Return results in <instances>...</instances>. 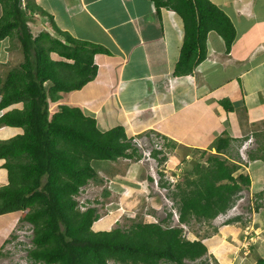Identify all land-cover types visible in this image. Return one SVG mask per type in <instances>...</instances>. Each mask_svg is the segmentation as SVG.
I'll return each instance as SVG.
<instances>
[{"label": "trees", "instance_id": "16d2710c", "mask_svg": "<svg viewBox=\"0 0 264 264\" xmlns=\"http://www.w3.org/2000/svg\"><path fill=\"white\" fill-rule=\"evenodd\" d=\"M23 1L0 0L4 11L0 40L15 31L24 57L0 78V110L19 105L0 116V125L23 129L10 139L0 140V158L6 159L8 172L7 184L0 187V215L29 209L24 217L34 232L29 258L53 264H110L111 260L121 264H189L205 256L207 244L187 239L181 226H171V213L160 222L143 219L129 227L96 230L94 224L101 218L98 208H79L75 196L81 188L91 179L103 180L93 160L115 161L140 154L122 125L103 131L93 115L67 104H61L51 115L50 101L59 100L61 91L81 89L93 80L98 70L95 53L107 49L94 44L89 47L88 42L59 29L53 16L34 1H25V6ZM153 1L158 8L174 9L184 21L177 74L193 72L206 58L211 30L223 37L227 50L231 49L235 26L212 0ZM37 11L47 16L67 43L45 30L33 34L29 22ZM51 52L73 63L53 60ZM230 143V137L219 136L211 145L217 153L208 155L207 162L200 159L181 175L184 180H179L173 192L181 223L216 218L232 206L244 186H250L248 174L235 175L241 165L222 156ZM255 264H264V257L259 256Z\"/></svg>", "mask_w": 264, "mask_h": 264}, {"label": "crops", "instance_id": "0c3cea01", "mask_svg": "<svg viewBox=\"0 0 264 264\" xmlns=\"http://www.w3.org/2000/svg\"><path fill=\"white\" fill-rule=\"evenodd\" d=\"M32 1L53 16L59 29L88 42L89 47L94 44L107 49L95 53L94 61L98 67L95 78L81 89L61 91V98L50 101L52 104L80 107L97 119L98 126L103 125V131L122 125L132 138L145 133L151 140L154 136H163L191 152L209 150L217 153L211 145L219 136H228L231 143L222 156L244 167V171H247L244 173L251 178L248 187L261 193L264 189V33L258 32L264 26V0H217L215 3L232 20L236 37L231 49L227 50L223 37L211 30L207 38V56L189 74L176 72L185 25L182 17L172 8H158L153 0ZM3 12L0 2V19ZM37 13L29 22L30 28L32 23L39 28L33 34L36 36L45 30L67 43L47 16L39 14L40 11ZM242 21L245 22L243 27L240 25ZM252 28L258 32H253ZM15 37L13 39L10 35L0 40L1 79L7 76L11 65H19L24 59L21 42L17 35ZM51 58L73 63V60L57 52H51ZM47 85L50 86L51 82L48 81ZM88 86L91 87L84 91L86 93L77 94ZM203 105L207 106L204 113L209 116L207 122L199 119L196 127L195 122L193 125L191 122L190 127L177 124L181 119L187 123L201 112ZM17 106L15 104L0 110V116ZM193 127L198 130L190 135ZM16 128L12 134L14 136L23 131L20 127ZM7 129L6 125H0V140L14 137L5 138L9 134ZM238 139L243 142L241 152L247 153L248 157L243 163L229 156L240 147H234ZM235 154L240 158L238 153ZM185 155L186 158L192 157L193 166L199 162L190 152ZM5 162L6 159L0 158V187L8 182ZM141 185L138 184V187ZM252 194L251 190V197ZM18 213L0 215V218L10 216L5 224L0 225V251L9 241L7 236L16 224ZM240 214L236 215L240 217L237 221L243 218ZM101 221L96 230L105 229L102 226L109 223L102 225ZM256 226L246 225L242 234L253 232L246 244H250V248L254 244L258 251L264 253V238L257 231L261 227ZM232 230L225 228L221 233L223 236L214 242L228 246L227 243L233 241H226L225 235ZM233 238L236 241L239 236ZM234 244L241 246L240 242ZM245 264L255 262L249 260Z\"/></svg>", "mask_w": 264, "mask_h": 264}, {"label": "rangeland", "instance_id": "374dc122", "mask_svg": "<svg viewBox=\"0 0 264 264\" xmlns=\"http://www.w3.org/2000/svg\"><path fill=\"white\" fill-rule=\"evenodd\" d=\"M212 1L216 2L217 0ZM24 3L25 1H23V6ZM244 24V21L240 22L241 27H243ZM253 24L255 25L254 22ZM31 25L32 32L37 33V29L39 28H37L33 23ZM252 31L258 32L256 29L253 30V28ZM261 31L264 33V26H261V30L258 33ZM11 37H13V39L16 38L15 31H13ZM14 46L15 45H13V47ZM17 60L19 59H16V61ZM17 66L18 65L15 64L11 65L9 70ZM89 87L91 86L84 88V90L77 94L86 93ZM50 104L51 113L55 112L60 107L59 105V107L55 106L56 104H52L51 102ZM20 106H22V104ZM206 108V105L201 106L202 113H197L196 116H193L191 119H189L187 123L185 119H181L180 123L177 121V124L181 127H184V125H188V127H190L191 122L192 125L195 122L196 127L197 123L200 121L199 119H203L207 122V118H209V116L204 114ZM210 122L213 121L210 120ZM99 126L102 127L101 130H104L102 124H99ZM6 127H8L7 132L9 131V134L6 135L5 138L14 136L12 134H14L17 128L9 126ZM197 130L198 129L193 127L190 135L196 133ZM144 135L141 134L140 137L137 135L138 138L136 140V146L138 147V153L140 156L135 158L121 157L115 161L108 162V164L107 161L102 164V160H93L92 165L97 170L99 177L103 180L100 182H96L94 179L89 180V182L81 188L80 193L75 196L79 203H83V201H90V206L98 208L102 217V221L100 220L103 222L102 225H105V223L109 221V223L105 226H102V228L105 227L106 229H112L114 227H129L132 223L141 221L143 219L159 221L166 217L168 213H173L172 220L175 222L174 212L178 211L176 208L178 200L173 195V192L176 190L174 187L175 183H172L173 185L171 184L170 186V184L167 182L170 180H168L163 175L166 174L168 176V174H176L178 171H180L182 175L183 173H186L187 169L193 167L191 161L192 157L186 158L185 154L188 152L192 154L194 159H203L202 161L205 160V162H207L206 159L208 155L212 154L209 150H205V154L203 155L200 151L194 150L191 152V150L185 146L177 143L174 144L171 142V140L167 139L163 148V153L161 154L166 156L161 157H166L169 159L168 161H166L167 159L160 161L159 156L158 159H156L155 157L148 155L149 151H145L152 149L154 144L152 142L150 143L149 135ZM241 143L243 144L241 139H238L236 142H234L235 148L237 146L240 147L235 150L236 152H231L232 155L229 156L232 158L234 157L235 160L243 163L245 160H248V157L247 153L244 151L241 152ZM144 151L147 154L141 157ZM235 153H238L240 158L237 157ZM175 163L178 164L176 165ZM241 168L235 173V175H238L240 172H247L246 169L244 171V167L242 169ZM181 175L178 180L182 179ZM149 176L153 179L149 178ZM183 180L184 177L181 181L183 182ZM141 183L143 184L141 185ZM138 184L141 186L138 187ZM251 190L253 191L252 197ZM106 191H109V193L106 194ZM261 194L262 195H260V191H255V189L253 190L251 187L249 188L248 186H244L242 191H240L236 196L232 206L226 212L220 214L217 217V221L215 218L202 222L192 219L190 223H187L184 236L191 240L206 241L209 247L208 252L205 255L206 260L204 264L206 262L208 264H232V261H234V264H245L249 260L254 263L259 256L264 257V253L261 250H259V252L256 245L252 244L250 248V244H246V242L248 243V241L251 239L250 236L253 232L242 234L243 229H246V225L251 226L255 224V227L258 225L262 228L257 229V231L261 234L262 239L264 238V189L261 191ZM133 199L137 200L132 202L131 200ZM257 205H260L258 210L255 209ZM87 207L88 206H84V208H82V206H80L81 210H85ZM28 210L29 209H26L25 211H20L18 213V218H16L17 220L15 222L16 224L13 226L12 230L9 231V235L7 236V240L9 239V241L1 248L0 264H23L26 260H28V249L32 245V238L34 234L33 225L30 222L24 220ZM238 213H241L240 215L243 217L240 221L231 219ZM8 217L10 216L1 217L0 225L5 224L8 220ZM228 219H231V221L229 220V223L227 221ZM97 224H99V221L94 224L95 229L100 226ZM224 224H226L225 227H223ZM225 228L226 230L234 229L230 234L225 235L226 241H233L232 243H227L228 246L215 243L216 240H219V236H223L221 233L225 231ZM254 232L257 233L256 231ZM236 236H239V238L238 240L234 241L233 237ZM245 236L246 238L249 237L248 240L245 238ZM234 242H240L241 246L240 244L235 245ZM246 246L247 248H245ZM247 250L250 251L245 253ZM210 257L213 258L214 261ZM211 260L213 263H211ZM203 261L200 262V264H203ZM188 262L189 264H195L191 261ZM110 264L121 263L111 260Z\"/></svg>", "mask_w": 264, "mask_h": 264}, {"label": "clouds", "instance_id": "9594fccd", "mask_svg": "<svg viewBox=\"0 0 264 264\" xmlns=\"http://www.w3.org/2000/svg\"><path fill=\"white\" fill-rule=\"evenodd\" d=\"M51 105V104H50ZM49 109H50V107H49ZM50 113H51V110H50ZM53 114V112L51 113V115ZM134 138H138V137H133V139ZM167 140V139H166ZM133 142H134V140H133ZM152 142V140L150 139V143ZM135 146H136V142H135V144H134ZM137 147V146H136ZM138 148V147H137ZM156 150H158L159 151V153H157V155L156 156H154V152L156 151ZM145 151H150L149 149L148 150H145ZM144 151V152H145ZM151 154H150V156L152 157H155L156 159H158V156H159V158L161 159L162 157L161 156H166V155H161L162 153H163V149H161V150H159V149H156V148H154L153 146H152V149H151ZM142 153V156L141 157H143V155H146L147 153ZM148 155H149V152H148ZM141 159V158H140ZM167 159V158H166ZM169 159V158H168ZM168 159L166 160V161H168ZM97 160V159H96ZM159 161V160H158ZM165 161V162H166ZM180 175H181V172H180ZM153 176V175H152ZM164 176V175H163ZM154 177V176H153ZM180 177V176H179ZM149 178H150V176H149ZM152 178V177H151ZM155 178V177H154ZM153 179V178H152ZM156 181V180H155ZM167 181V180H166ZM165 181V183H169L170 184V186H171V182L170 181H167L166 182ZM179 182V180H177L176 182H175V188H176V185H177V183ZM77 200V199H76ZM79 202V201H78ZM90 201L88 202V201H83V203L82 202H80L79 203V208H80V206H88L86 209H88L89 207H93V206H90ZM173 204H174V201H173ZM176 208H177V206H176ZM81 209V208H80ZM85 209V210H86ZM178 209V208H177ZM82 211H84V210H82ZM169 214L170 213H168L167 214V216L166 217H168L169 216ZM172 215H173V213H171ZM221 214H223V213H221ZM172 215L170 216V217H168V221L170 222L169 224L171 225V226H177V225H179V226H181L183 229H184V232H185V226L187 225V223H181L180 222V219H179V216H180V212H179V210L178 211H176V212H174V215H175V222L172 220ZM219 216V215H218ZM217 216V217H218ZM166 217H164V218H166ZM217 217H216V219H217ZM102 218V217H101ZM101 218H99V220H102ZM164 218H162V219H164ZM157 220L156 222H160V221H163V220ZM98 220V221H99ZM202 222V221H201ZM31 248H33V242H32V245H31V247L29 248V249H31ZM28 249V250H29ZM211 258V257H210ZM27 259L28 260H31L30 258H29V256L27 257ZM213 261H214V259L213 258H211ZM204 260V261H203ZM205 260H206V258H205V256H203V257H201V258H199V259H196V260H194V261H191L192 263H195V264H200V262H202L203 261V264H204V262H205ZM211 260V263H213V261ZM33 261V260H32ZM208 264V263H207Z\"/></svg>", "mask_w": 264, "mask_h": 264}, {"label": "built area", "instance_id": "2783aa9c", "mask_svg": "<svg viewBox=\"0 0 264 264\" xmlns=\"http://www.w3.org/2000/svg\"><path fill=\"white\" fill-rule=\"evenodd\" d=\"M134 140V144L136 142V138L133 139ZM152 143L154 144L153 147L156 148V149H163L164 146H165V143H166V139L163 137V136H154L153 139H152ZM151 149L149 151V155L151 154ZM146 153V152H144ZM176 165L178 163H175ZM175 170V169H174ZM168 180L172 181V183H175L179 176H180V171H178L176 174L175 173H172V174H168V176L165 174L164 175ZM173 185V184H172ZM174 187H175V184H174ZM82 208H84V206H82ZM186 227V226H185ZM23 264H53V263H46V262H43V261H32V260H26Z\"/></svg>", "mask_w": 264, "mask_h": 264}]
</instances>
